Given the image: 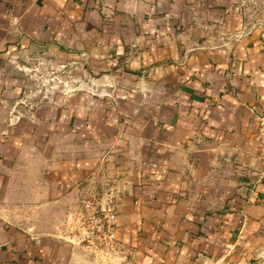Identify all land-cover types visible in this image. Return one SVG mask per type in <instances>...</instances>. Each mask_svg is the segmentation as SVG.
Here are the masks:
<instances>
[{"label":"crops","instance_id":"1","mask_svg":"<svg viewBox=\"0 0 264 264\" xmlns=\"http://www.w3.org/2000/svg\"><path fill=\"white\" fill-rule=\"evenodd\" d=\"M240 5L0 0V264H247L264 242V26ZM37 52L86 54L97 87L27 108L10 60ZM125 163V188L102 190ZM110 194L114 239L83 238V199Z\"/></svg>","mask_w":264,"mask_h":264},{"label":"rangeland","instance_id":"2","mask_svg":"<svg viewBox=\"0 0 264 264\" xmlns=\"http://www.w3.org/2000/svg\"><path fill=\"white\" fill-rule=\"evenodd\" d=\"M239 2L250 25L264 26V0H239ZM11 59L10 62L14 67L12 71H16L17 76L23 78L20 103L32 109H36L46 102L53 104V101L59 96L68 98L81 91L91 94L93 87L97 86H93L89 79L92 76H100L102 73L89 69L86 54H81L78 58L68 60V62H58L57 58H52L43 52L29 56L17 55ZM110 81L112 80H105L107 83L100 85L99 92H106L110 86L117 87L113 81L112 85L109 86L108 82ZM132 158L135 157L132 156ZM132 165L133 163H125L123 167L118 166L111 173L103 171L106 179L104 178L100 183L101 189H107L110 192L113 189L125 188V182L122 183L120 179L123 174L128 175L130 173ZM109 242L108 245H111ZM247 264H264V242L255 247L252 256L247 260Z\"/></svg>","mask_w":264,"mask_h":264},{"label":"built area","instance_id":"3","mask_svg":"<svg viewBox=\"0 0 264 264\" xmlns=\"http://www.w3.org/2000/svg\"><path fill=\"white\" fill-rule=\"evenodd\" d=\"M259 132L263 136V163H264V114H258ZM264 165V164H263ZM111 193V192H110ZM117 209L114 195L110 194L105 203L98 202L93 196L83 199L81 206V222L83 238L90 234H98L103 239L111 241L115 237ZM121 264H137L131 254L122 255Z\"/></svg>","mask_w":264,"mask_h":264}]
</instances>
